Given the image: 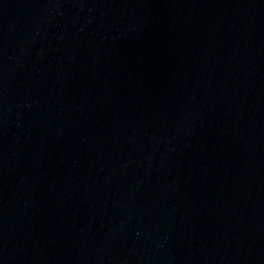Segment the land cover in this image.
<instances>
[{"label": "water", "instance_id": "1", "mask_svg": "<svg viewBox=\"0 0 264 264\" xmlns=\"http://www.w3.org/2000/svg\"><path fill=\"white\" fill-rule=\"evenodd\" d=\"M0 264H264V0H0Z\"/></svg>", "mask_w": 264, "mask_h": 264}]
</instances>
